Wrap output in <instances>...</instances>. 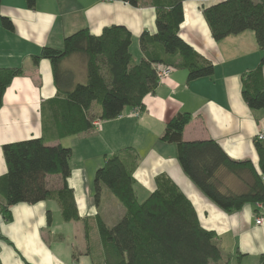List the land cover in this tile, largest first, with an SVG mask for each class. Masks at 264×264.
Listing matches in <instances>:
<instances>
[{"label": "crops", "instance_id": "obj_1", "mask_svg": "<svg viewBox=\"0 0 264 264\" xmlns=\"http://www.w3.org/2000/svg\"><path fill=\"white\" fill-rule=\"evenodd\" d=\"M218 1L185 0L180 26L181 36L214 63L212 76L189 80L186 69L165 66L167 75L159 78L154 93L144 97L139 113L136 107L127 106L121 116L100 120L101 128L56 139L50 124L51 100L57 95L52 65L48 58L34 63L32 56L44 46L62 48L65 36L79 29L100 34L105 26L121 24L131 30L130 51L138 61L143 54L141 33L156 31L155 7L152 0H139L138 5L122 0H37L34 8L25 0H1L0 67L20 66L22 72L6 88L0 107V174L6 171L4 143L38 136L46 137L49 144H63L67 139L63 145L72 148L68 183L82 218L65 221L55 198L14 204L10 221L0 212V234L10 241L0 239L2 264H101V245L93 256L91 242L92 230L98 234L95 217L100 214L113 223L124 215L125 207L104 184L97 201L94 176L105 154L127 146L139 155L134 177L140 200L154 190L155 177L166 173L191 200L203 227L216 232L223 258L215 264H259V255L264 253V205L247 203L238 210L221 209L183 171L175 145L160 139L166 122L177 112L188 111L192 119L184 128L185 140L214 139L231 158L249 159L259 168L256 141L264 134V109L247 105L242 76L259 64L261 50L253 30L213 38L203 7ZM1 16L13 21V30L3 27ZM64 65L76 74L80 72L76 81H86L82 58L73 55ZM93 112H98L97 105H93ZM223 176L227 188L241 187L234 175ZM47 182L52 189L61 186L59 175H48ZM259 216L263 217L261 223L256 222ZM86 224L90 243L85 237ZM58 227L70 230L75 242L80 241V257L73 251L74 241L67 242L65 231Z\"/></svg>", "mask_w": 264, "mask_h": 264}, {"label": "trees", "instance_id": "obj_2", "mask_svg": "<svg viewBox=\"0 0 264 264\" xmlns=\"http://www.w3.org/2000/svg\"><path fill=\"white\" fill-rule=\"evenodd\" d=\"M34 8L37 0H25ZM138 5L139 0H122ZM185 0H152L156 31H143L139 38L143 52L134 61L130 51L132 33L121 24L105 26L100 34L82 28L65 36L62 48L44 46L33 62L48 58L53 69L57 95L52 101L50 124L56 139L92 129L94 120L111 119L127 106L143 107V99L154 93L159 83V67L187 70L188 79L212 76L214 63L199 53L180 34ZM1 10V0H0ZM203 15L215 40L253 30L261 50L259 64L242 76V96L252 109H264V0H220L203 7ZM3 27L14 29L13 21L1 16ZM82 58L86 81L75 80L76 72L65 67L71 56ZM22 67H0V107L3 94ZM93 105L98 112H93ZM188 111H179L165 125L161 140L174 144L176 156L187 176L217 206L238 210L247 203L264 205V141L257 139L259 168L249 159L231 158L214 139L187 141L185 126L191 121ZM47 126L45 122V127ZM6 171L0 174V212L6 221L13 219L11 206L34 204L55 198L65 221L80 220L72 187V148L49 144L44 136L6 142L2 145ZM139 155L131 146L104 155L95 172V197L99 201L104 184L124 205V215L108 223L96 215L101 245V264H215L223 251L214 230L201 224L197 211L166 173L155 177L156 186L145 199L136 192L134 171ZM232 174L240 188H227L224 176ZM48 175H59L61 186L49 187ZM87 223V218H83ZM47 222H52L51 212ZM90 243V227L85 226ZM0 239L10 242L0 234ZM0 264L1 261H0ZM264 264V253L259 255Z\"/></svg>", "mask_w": 264, "mask_h": 264}, {"label": "rangeland", "instance_id": "obj_3", "mask_svg": "<svg viewBox=\"0 0 264 264\" xmlns=\"http://www.w3.org/2000/svg\"><path fill=\"white\" fill-rule=\"evenodd\" d=\"M76 75L79 78L80 77V72L77 71V74ZM257 139H259L258 136H257ZM62 142H63V144L66 145V143L68 141H67V139H65ZM57 229H61V227H58ZM61 230L62 231H65L66 238H67V242L71 243L72 241H74L75 244L73 246V251H74V253H75L76 256L78 255L80 257V252H81V247H82V244L80 243V241L75 242V237H74V235L70 234V230H65V228H62ZM92 231H93V234H92L93 235V239H91V242H92V246H93V256H96L97 255V251H98L97 250V247H98V245L100 246V243H98V242H100V241H97L98 240V237H99V235L97 234V232L95 230H92ZM74 264H78V263H74Z\"/></svg>", "mask_w": 264, "mask_h": 264}, {"label": "built area", "instance_id": "obj_4", "mask_svg": "<svg viewBox=\"0 0 264 264\" xmlns=\"http://www.w3.org/2000/svg\"><path fill=\"white\" fill-rule=\"evenodd\" d=\"M165 75H167L166 67H165V66H160V67H159V78H160V77H163V76H165ZM135 111H136V114L139 113V111H140V107H136V108H135ZM118 116H121V114L118 115ZM93 123H94V126H95L96 128H101V121H100V120H94ZM258 137H259V139H262V138H264V134H259ZM262 220H263V217H262V216H259V217L257 218L256 222H257V223H261Z\"/></svg>", "mask_w": 264, "mask_h": 264}]
</instances>
